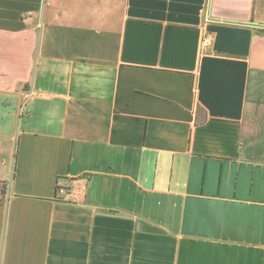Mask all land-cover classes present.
<instances>
[{
  "label": "crops",
  "instance_id": "1",
  "mask_svg": "<svg viewBox=\"0 0 264 264\" xmlns=\"http://www.w3.org/2000/svg\"><path fill=\"white\" fill-rule=\"evenodd\" d=\"M0 264H264V0H0Z\"/></svg>",
  "mask_w": 264,
  "mask_h": 264
},
{
  "label": "trees",
  "instance_id": "2",
  "mask_svg": "<svg viewBox=\"0 0 264 264\" xmlns=\"http://www.w3.org/2000/svg\"><path fill=\"white\" fill-rule=\"evenodd\" d=\"M5 189H6L5 187L2 188L3 193H5Z\"/></svg>",
  "mask_w": 264,
  "mask_h": 264
},
{
  "label": "rangeland",
  "instance_id": "3",
  "mask_svg": "<svg viewBox=\"0 0 264 264\" xmlns=\"http://www.w3.org/2000/svg\"><path fill=\"white\" fill-rule=\"evenodd\" d=\"M59 188H60L59 190H60V192H61V188H62V187H59Z\"/></svg>",
  "mask_w": 264,
  "mask_h": 264
}]
</instances>
